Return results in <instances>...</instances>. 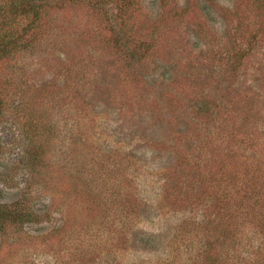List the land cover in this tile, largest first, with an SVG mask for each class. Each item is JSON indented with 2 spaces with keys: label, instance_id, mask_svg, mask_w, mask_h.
Masks as SVG:
<instances>
[{
  "label": "rangeland",
  "instance_id": "374dc122",
  "mask_svg": "<svg viewBox=\"0 0 264 264\" xmlns=\"http://www.w3.org/2000/svg\"><path fill=\"white\" fill-rule=\"evenodd\" d=\"M34 2L0 59V264H264V0Z\"/></svg>",
  "mask_w": 264,
  "mask_h": 264
},
{
  "label": "trees",
  "instance_id": "16d2710c",
  "mask_svg": "<svg viewBox=\"0 0 264 264\" xmlns=\"http://www.w3.org/2000/svg\"><path fill=\"white\" fill-rule=\"evenodd\" d=\"M15 4L18 8L11 11L12 13L0 9V59L2 58L1 54L6 52L9 47L16 48L24 44L27 38H30V29L36 27L39 17L42 16L43 5H38L34 0H22L21 3L17 1ZM127 5L128 2L122 1V7L125 8ZM25 19L30 20L29 25L21 27ZM0 212L4 216L24 214L22 208L12 209L10 206L8 209L6 206L0 208Z\"/></svg>",
  "mask_w": 264,
  "mask_h": 264
}]
</instances>
